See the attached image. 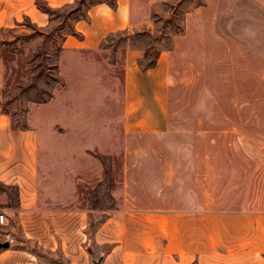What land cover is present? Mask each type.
Segmentation results:
<instances>
[{
  "label": "rangeland",
  "instance_id": "374dc122",
  "mask_svg": "<svg viewBox=\"0 0 264 264\" xmlns=\"http://www.w3.org/2000/svg\"><path fill=\"white\" fill-rule=\"evenodd\" d=\"M100 1L114 0L38 1L47 25L24 17L0 29L3 109L16 126L40 131L37 209L57 212L71 238L82 210H264V0H133L135 18L149 20L135 41L142 63L167 51L169 126L128 135L124 34L101 53L62 49ZM160 190L164 198L148 196ZM37 211L5 213L0 224V242L10 243L2 249L20 264H45L55 243L53 214Z\"/></svg>",
  "mask_w": 264,
  "mask_h": 264
},
{
  "label": "crops",
  "instance_id": "0c3cea01",
  "mask_svg": "<svg viewBox=\"0 0 264 264\" xmlns=\"http://www.w3.org/2000/svg\"><path fill=\"white\" fill-rule=\"evenodd\" d=\"M38 1L0 0V29L15 27L24 17L47 25L50 18L38 7ZM42 1L63 6L75 0ZM134 13L133 0L94 3L87 8L86 17L75 21L76 34L64 37L62 49L68 55L101 53L109 37L123 33L125 94L121 129L125 135L161 134L169 126L167 51L161 50L151 65L142 63L144 48L135 41L137 31L149 20L137 19ZM2 97L0 74V210L7 215H20L27 210L48 212L37 209L40 131L34 126H16L3 109ZM148 196L165 197L162 190ZM50 214L54 217L49 215L48 230L53 232L55 243L45 264H264V210L161 205L82 210L73 213L80 222L75 238L70 237L68 226L62 228L58 224L57 212ZM64 215L67 216L66 211ZM20 259L0 250V264H20Z\"/></svg>",
  "mask_w": 264,
  "mask_h": 264
},
{
  "label": "built area",
  "instance_id": "2783aa9c",
  "mask_svg": "<svg viewBox=\"0 0 264 264\" xmlns=\"http://www.w3.org/2000/svg\"><path fill=\"white\" fill-rule=\"evenodd\" d=\"M8 222V218L5 213L0 212V224L6 225Z\"/></svg>",
  "mask_w": 264,
  "mask_h": 264
},
{
  "label": "water",
  "instance_id": "95a60500",
  "mask_svg": "<svg viewBox=\"0 0 264 264\" xmlns=\"http://www.w3.org/2000/svg\"><path fill=\"white\" fill-rule=\"evenodd\" d=\"M10 243L8 241L0 242V249L9 247Z\"/></svg>",
  "mask_w": 264,
  "mask_h": 264
},
{
  "label": "trees",
  "instance_id": "16d2710c",
  "mask_svg": "<svg viewBox=\"0 0 264 264\" xmlns=\"http://www.w3.org/2000/svg\"><path fill=\"white\" fill-rule=\"evenodd\" d=\"M40 2H42L41 0L39 1V3ZM73 34H76V32H74ZM17 194V193H16ZM15 200H16V202L18 201V197H17V195L15 196Z\"/></svg>",
  "mask_w": 264,
  "mask_h": 264
}]
</instances>
